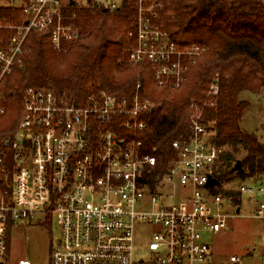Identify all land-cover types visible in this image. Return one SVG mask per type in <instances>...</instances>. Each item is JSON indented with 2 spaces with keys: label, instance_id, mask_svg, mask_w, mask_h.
Returning <instances> with one entry per match:
<instances>
[{
  "label": "built area",
  "instance_id": "built-area-1",
  "mask_svg": "<svg viewBox=\"0 0 264 264\" xmlns=\"http://www.w3.org/2000/svg\"><path fill=\"white\" fill-rule=\"evenodd\" d=\"M121 5L0 0V8L12 10L11 17L0 15V119L9 115L8 79L23 67L30 33H47L52 48L63 51L80 37L78 11L113 12ZM162 6L163 0H138L128 57L133 65H150L157 90H178L205 49L172 41L158 22ZM141 89L139 82L129 97L101 89L83 100L39 86L25 89L17 127L0 136V264H6L8 233L18 222L51 223L59 230L49 264H207L211 246L205 234L226 227L229 207L240 212L224 195L228 191L252 197L255 217L264 224V200H258L264 197V174L248 176L235 189L207 186L217 179L224 148L213 143L214 130L200 114L192 117L189 135L172 141L174 154L166 162L159 161L157 147L149 152L143 140L122 136L147 129L140 118L152 103L142 100ZM141 229L146 240L139 245Z\"/></svg>",
  "mask_w": 264,
  "mask_h": 264
},
{
  "label": "trees",
  "instance_id": "trees-1",
  "mask_svg": "<svg viewBox=\"0 0 264 264\" xmlns=\"http://www.w3.org/2000/svg\"><path fill=\"white\" fill-rule=\"evenodd\" d=\"M138 0H123L111 12L96 7L78 11L80 37L52 48L47 33L28 35L30 52L22 68L8 79L6 100L9 115L0 119V136L11 135L20 119L23 94L35 86L66 92L70 99L85 97L104 89L117 96H132L142 83L141 98L152 110L140 119L144 132H120L143 140L147 151L157 147L160 162L173 157L172 141L191 133L192 117L200 114L204 124L212 123L213 143L224 150L216 167L218 181L264 174V143L241 128L249 103L240 100L244 92L264 91V4L260 0H163L159 24L181 47L199 45L205 51L189 66L186 80L178 90L155 88L151 67L133 65L129 50L134 44ZM11 17L12 10L0 8ZM213 87L217 93L212 94ZM243 151V157L235 153ZM240 161L245 171L232 173ZM240 204L238 192H224Z\"/></svg>",
  "mask_w": 264,
  "mask_h": 264
},
{
  "label": "rangeland",
  "instance_id": "rangeland-1",
  "mask_svg": "<svg viewBox=\"0 0 264 264\" xmlns=\"http://www.w3.org/2000/svg\"><path fill=\"white\" fill-rule=\"evenodd\" d=\"M123 0H118L122 2ZM240 100L247 101L249 107L244 111L241 128L255 135L264 143V91L257 94L244 92ZM213 127L212 123L206 124ZM224 150H232L224 148ZM242 158L243 151L235 153ZM217 176V174H216ZM247 182V177H235L230 181L221 182L223 186L233 189ZM258 200L263 201L264 197ZM239 214L235 207H229L226 227L219 233H207L204 240L210 244L211 251L207 264H232L231 258L239 259L237 264H262L264 258V224L255 217L257 203L247 194L240 198ZM59 230L53 224L18 222L11 226L8 233V252L6 264H18L21 259H28L32 264H49L50 255L59 237ZM145 232L137 230L136 243L146 240ZM143 255L140 252L138 256Z\"/></svg>",
  "mask_w": 264,
  "mask_h": 264
},
{
  "label": "water",
  "instance_id": "water-1",
  "mask_svg": "<svg viewBox=\"0 0 264 264\" xmlns=\"http://www.w3.org/2000/svg\"><path fill=\"white\" fill-rule=\"evenodd\" d=\"M232 173H235L236 175H242L245 171L242 168V164L240 161H237L234 167L232 168ZM220 182L217 179H210L209 183L207 186L213 187L216 185H219Z\"/></svg>",
  "mask_w": 264,
  "mask_h": 264
}]
</instances>
